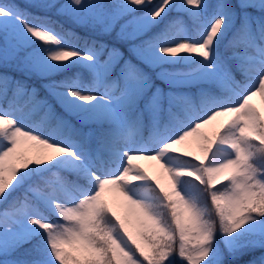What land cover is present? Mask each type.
<instances>
[{
  "label": "snow or ice",
  "instance_id": "obj_1",
  "mask_svg": "<svg viewBox=\"0 0 264 264\" xmlns=\"http://www.w3.org/2000/svg\"><path fill=\"white\" fill-rule=\"evenodd\" d=\"M174 9L194 35L173 33ZM114 31L137 62L95 38ZM0 38V65L21 74H0V264H264V0H10Z\"/></svg>",
  "mask_w": 264,
  "mask_h": 264
},
{
  "label": "trees",
  "instance_id": "obj_2",
  "mask_svg": "<svg viewBox=\"0 0 264 264\" xmlns=\"http://www.w3.org/2000/svg\"><path fill=\"white\" fill-rule=\"evenodd\" d=\"M29 1L27 0H20L19 3L22 4V6H26L27 3ZM106 2H114V0H106ZM210 3H215L216 0H209ZM32 11H35L34 9ZM180 16V17H184L187 19L188 24L190 26V32L193 33V35L195 34V30H194V26L195 24L193 23V21L187 17L186 15H184L182 12H180L179 10L174 9L171 13H170V19L174 18L176 16ZM53 19H57L54 15H53ZM61 23H64L65 27H68V23L64 18H61L60 20ZM168 20H165L163 24H160L158 27L153 28L152 30H150L147 34H145L144 36L139 37L135 42L139 43L140 40L143 39H148L150 36H152L153 34H155L158 31L163 30V28L165 27L166 24H168ZM178 27V26H177ZM176 28L173 29V33H175ZM76 31L78 32V34L83 38V39H88L89 37L85 35L84 30L83 29H76ZM99 40H102L103 42L109 44V45H115L116 47H119L121 49V51L124 53L126 58H132L133 62H137L135 60V57L133 55V53H131L129 51V47H130V41H123L120 40L114 33L110 34V35H105V36H98L95 37ZM83 39L80 41L81 44H83ZM173 67H178V68H187L188 66L186 64H176L173 65ZM145 70L147 72H149V74L152 76L155 85L161 84L164 90H168L170 89L168 84L165 83L163 80H160L156 77L155 73L157 72L158 68L155 70L152 69H148L145 68ZM73 73L75 72H79L80 76L85 80V82H89L91 77L87 74L86 70H80V69H73L72 70ZM0 74H7L9 76H16L17 78H21V74L16 70L13 69L11 67L8 66H4V65H0ZM69 75V73H65L63 74V76H56V79H62L64 76ZM46 81L40 80V79H32L29 80L28 83L32 86H35L38 89V98H47L50 102L55 103L54 98L47 92V90L43 87L44 83ZM153 90V89H152ZM186 89H181V91H185ZM22 101H24L26 98H21ZM57 110L59 111V106L57 105ZM165 107H166V102H165ZM43 110H36V111H31L30 116L31 117H39L41 115V112ZM152 129L151 124L148 121H145L144 126L140 129L139 131V136H141V138H145L147 139L149 135L150 130ZM213 129H205V131L211 132ZM194 155H198L196 151L192 150L191 151ZM205 163H207V161H205ZM142 167V166H141ZM143 168V167H142ZM65 175H67L66 173H64ZM198 183V182H197ZM223 185H218V187H222ZM202 187V186H201ZM110 194V193H109ZM109 194L107 195V198L109 199V202L111 204H113L115 210H117L118 212H121L122 209L118 206L119 202H113L110 197ZM17 196L23 197L24 195V190L22 189L20 192H18L16 194ZM2 207V206H0ZM122 214V213H121ZM53 219H55V217H52Z\"/></svg>",
  "mask_w": 264,
  "mask_h": 264
},
{
  "label": "rangeland",
  "instance_id": "obj_3",
  "mask_svg": "<svg viewBox=\"0 0 264 264\" xmlns=\"http://www.w3.org/2000/svg\"><path fill=\"white\" fill-rule=\"evenodd\" d=\"M29 1V0H27ZM10 0H0V3H4V4H7L9 3ZM16 3L20 4L22 6L20 2V0H15ZM66 2V0H58V3H64ZM184 21V24L183 25H178L177 29L175 32H177L180 28H183L185 29L190 35H193V33L190 32V26L188 24V21L186 18L184 17H181ZM194 30H195V26L193 27ZM119 30V26H117V29L116 31ZM115 34V31L113 32ZM116 35V34H115ZM3 44V39L0 38V45ZM8 67H11L13 69H15L14 66L12 65H9ZM165 67H168V68H176V69H180V70H187V68H178V67H173V65H165ZM159 71V69L157 70ZM47 83V81L45 82ZM155 87H159L161 89H163V87L158 84L156 86H154L153 88V91L155 90ZM171 89H168V90H163L164 93H167L169 92ZM0 103H3L2 101H0ZM253 103L258 107L260 108L262 111H264V99H261L259 96L255 97L254 100H253ZM19 104L24 107V111L26 113L30 112L31 111V106H25V100L22 101V99H20L19 101ZM43 116H44V111L41 112V115L39 117H35V118H31L29 116V119H28V122L29 123H32V124H40L42 122V119H43ZM228 117H220L219 120L220 121H224V120H227ZM216 126V123L214 122L213 125H209L207 127V129H211V128H214ZM149 135L147 139L143 138V140L147 141L150 139V137L152 136V129L150 130L149 132ZM139 138H141V136L138 135ZM191 149H195L198 151V155L202 156L203 154L201 153L196 141L193 139V138H190L189 141L187 142V145H186V150L187 151H191ZM136 164H142V166H144L146 168V172L150 175V176H154L156 178H159L161 180V183L164 184L165 187L168 186L169 184V180H168V177H167V174L163 172V170L160 168L159 166V163L155 160H148V159H144V158H140L138 157L135 161H134ZM114 167V165H113ZM67 174V173H66ZM65 175V174H64ZM71 178V177H69ZM109 197L110 199L113 201V202H119V198L117 197V195L115 193H110L109 194Z\"/></svg>",
  "mask_w": 264,
  "mask_h": 264
}]
</instances>
